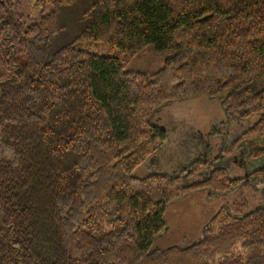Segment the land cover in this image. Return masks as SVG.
<instances>
[{
    "label": "trees",
    "instance_id": "1",
    "mask_svg": "<svg viewBox=\"0 0 264 264\" xmlns=\"http://www.w3.org/2000/svg\"><path fill=\"white\" fill-rule=\"evenodd\" d=\"M20 4L0 0V264H264V203L152 249L169 204L243 180L201 160L186 178L134 175L167 141L151 114L174 101L223 96L253 121L227 157L264 139V0H35L49 8L35 17ZM82 41L172 56L149 79ZM248 153L264 184V147Z\"/></svg>",
    "mask_w": 264,
    "mask_h": 264
},
{
    "label": "rangeland",
    "instance_id": "2",
    "mask_svg": "<svg viewBox=\"0 0 264 264\" xmlns=\"http://www.w3.org/2000/svg\"><path fill=\"white\" fill-rule=\"evenodd\" d=\"M20 3L19 12L31 17L37 16L39 11H44V13L49 11V8L35 7V0H20ZM76 49L101 57L119 58L127 67L128 72L143 74L149 79H152L153 75L162 68L164 61L172 56L169 53L159 55L152 48H147L137 57L127 58L120 51L111 49L106 44L86 41L79 42ZM222 97L211 98L200 94L185 100L167 103L155 110L149 122L164 128L168 135L166 143L157 152L160 155L155 154L162 165L160 164L155 170L148 165V161L156 157L154 155L137 169L134 175L143 178L150 174L166 175L162 173H167L170 176L183 174L187 164L193 161L191 158L193 154L189 153V148H191L189 143L193 140L192 148H195L196 133H200L204 141L207 140L206 134L215 131L216 137H223L222 142L225 148L230 146L252 125L253 121L241 120L237 118L236 113L228 117L223 109ZM192 133L193 138H191ZM263 147L264 139L243 143L238 149H241L243 155L250 159L249 149ZM198 156H201L199 151ZM225 167L233 170L231 177L242 174V169L237 164L230 162ZM247 180L248 184L239 187V191L231 200L219 195H217L219 198L214 199L215 195L201 190L189 193L182 199L169 204L164 216L168 231L155 238L152 249L184 248L194 244L200 237L202 226L208 223L211 216L221 208L231 215H243L263 205V194L261 195V192L256 190L257 188L264 189V184L253 182L248 177Z\"/></svg>",
    "mask_w": 264,
    "mask_h": 264
},
{
    "label": "flooded vegetation",
    "instance_id": "3",
    "mask_svg": "<svg viewBox=\"0 0 264 264\" xmlns=\"http://www.w3.org/2000/svg\"><path fill=\"white\" fill-rule=\"evenodd\" d=\"M226 128H229V127L226 126ZM212 132H209V134H206L207 135V140H204L205 142L203 141L202 136H201L200 133H196L195 137L193 136V133H192L191 138L194 137L195 141H196L195 148L194 147L192 148L193 140L189 143V145L191 144V148H189V153L193 154L192 157H191L192 160L193 161L201 160V161L205 162L207 164V169H210V168H224V169L228 170V172L230 174V177H231V171H233V170L231 168H229V167H225V165L229 164L230 162H232L233 164H237L242 169V171H241L242 174H240V175H236L235 174L236 176L231 177V178L234 179V180H243L239 187H241L243 184L247 185L248 184L247 177L250 178L251 173L254 170H256L255 168H257L258 165L254 164L249 159H247L243 155V151L241 149H238L233 156L227 157L224 154V151L228 147L225 148V145L222 142L223 141V137L222 138L216 137V135H214L215 131H212ZM209 136H211V137H209ZM223 136H224V134H223ZM213 142H215V143H213ZM198 151L200 152L201 156H198ZM156 154L160 155L159 153H156ZM155 156H156L155 157L156 159L153 158L152 160L148 161V165L152 166L153 170H155L157 167H159L160 164L162 165V162L160 163L159 158L157 157V155H155ZM191 163L187 164L186 168L183 170V172H184L183 175L186 172L188 173V167H189V165ZM162 174L168 175L167 173H162ZM186 175L187 174H185L184 177ZM256 191L261 192V195L263 194L262 197H263V203H264V189L257 188ZM237 192L232 193L230 195H226V196H224V198H226L227 200H231ZM209 194H211V193H209ZM213 198L215 199V198H219V197L215 196ZM220 210H223V209L221 208ZM213 217H214V215H212L209 220H211ZM207 225H208V223H206L205 225L202 226L200 237L202 236L203 232L207 229ZM167 231H168V229L166 228L164 233L167 232Z\"/></svg>",
    "mask_w": 264,
    "mask_h": 264
},
{
    "label": "crops",
    "instance_id": "4",
    "mask_svg": "<svg viewBox=\"0 0 264 264\" xmlns=\"http://www.w3.org/2000/svg\"><path fill=\"white\" fill-rule=\"evenodd\" d=\"M162 235V234H161Z\"/></svg>",
    "mask_w": 264,
    "mask_h": 264
}]
</instances>
